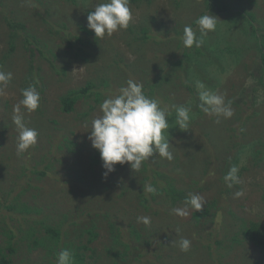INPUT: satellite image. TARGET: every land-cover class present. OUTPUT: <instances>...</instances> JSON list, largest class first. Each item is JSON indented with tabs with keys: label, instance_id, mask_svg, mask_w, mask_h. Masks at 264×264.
Returning <instances> with one entry per match:
<instances>
[{
	"label": "rangeland",
	"instance_id": "rangeland-1",
	"mask_svg": "<svg viewBox=\"0 0 264 264\" xmlns=\"http://www.w3.org/2000/svg\"><path fill=\"white\" fill-rule=\"evenodd\" d=\"M82 2L0 0V13L2 9L8 14L10 9H17V19L26 22L36 38L50 39L57 47L54 50L58 57L53 64H68L67 56L57 51L64 46L62 38L75 34L86 38L82 28L93 33L87 27V15L105 0H85V5ZM223 3L230 10H210L205 0H141L129 4L132 20L128 28L99 38L109 51L108 58L97 59L82 53L80 58L86 62L75 61L65 67L67 81L53 72L51 60L36 59L34 67L40 66L42 74H51L52 78H47L48 87L40 93L39 110L29 113L21 106L25 125L35 129L38 137L37 143L20 155L19 132L12 116L21 101L23 72L28 64L23 51L18 50L20 53L13 56L8 67L14 81L0 91V252L7 254L11 264H57L53 247H49L50 242L57 241L58 253L62 249L73 252L79 244L87 245V249L81 250L85 264H264V250L243 234L251 224L257 225L260 235L264 234V154L256 159L258 149L264 152V88L256 77L258 73L252 71L260 64L257 46L264 41V0ZM240 11L253 14L256 21L250 25L246 16L239 15ZM208 13L218 18L217 27L198 48L201 53L195 55V61H189V66L185 64L186 69L167 67L163 74L167 83L157 87L155 94L152 68L158 62V68L165 67V55L173 60L181 58L182 52L193 54L197 47L183 45V29L190 25L199 34L198 25L192 24ZM1 17L0 58L9 41ZM60 23L66 25V33L48 36L47 28L59 27ZM134 26H138L139 32L149 26L147 33L152 38L143 40L140 46L139 41L126 43L139 34ZM252 28H258L257 32L252 33ZM91 33L86 38L87 48L96 52ZM117 60L121 68L113 65ZM103 67L110 71L114 82L100 72ZM129 79L140 84L150 80L149 91L161 108L175 114L173 105H184L192 109L190 115L196 111L200 114L187 131L178 129L171 135L164 132L174 156L172 161L154 154L138 172L128 164H117L115 171L104 178L100 153L92 147L87 133L90 127H86L103 115L101 104L93 102L94 96L80 98L76 109L68 114L61 111L58 97L87 82H94L98 88L107 82L102 97L118 94ZM185 81L191 86L184 85ZM198 83L222 95L225 102L231 101L233 116L225 119L205 114L198 107ZM171 129L169 124L167 130ZM226 166L238 169L239 179L232 187L224 180L229 172L227 169L225 173ZM155 176L164 185L169 177L173 178L175 188L184 190V198L171 205L164 191L160 195L144 191ZM238 191L243 194L235 197ZM191 195L203 198L202 210L189 207L186 216L173 214L172 209L184 208L185 199ZM24 204L40 207L41 211L24 212L28 209ZM11 206L13 209H9ZM138 217H150L151 222H138ZM90 218L92 222L98 218L100 224L95 228L96 236L88 242L90 236L85 230L90 225L80 223ZM41 220L56 228L62 222L57 238L47 233ZM29 222L35 228L27 232ZM109 222L119 226L118 233L108 227ZM182 239L191 242L187 252L180 249ZM34 240L39 241L33 244ZM8 245L12 252L7 250ZM74 261L77 264L75 257Z\"/></svg>",
	"mask_w": 264,
	"mask_h": 264
},
{
	"label": "clouds",
	"instance_id": "clouds-1",
	"mask_svg": "<svg viewBox=\"0 0 264 264\" xmlns=\"http://www.w3.org/2000/svg\"><path fill=\"white\" fill-rule=\"evenodd\" d=\"M132 20L129 0H107L98 3L94 10L87 15V27L94 32L95 38H103L121 29H127ZM218 18L210 13L199 17L195 23L198 25L199 34L190 25L183 29L182 42L186 48L193 46L200 48L210 32L217 27ZM11 72L0 71V91L12 80ZM199 105L198 107L208 115L225 119L233 116L231 101L225 102L222 95L209 91L203 83L197 84ZM23 99L13 109L12 120L19 132L17 154L20 155L37 143L38 132L28 128L24 123L23 106L29 113L39 108L40 93L35 86L30 85L22 89ZM175 111V124L181 131H187L190 126V112L192 109L184 105H173ZM102 116L91 121L88 139L94 149L100 153L102 173L104 178L115 171V166L128 164L134 171H140L142 164L154 154L160 158L172 161L173 153L169 150V141L165 138L164 131L169 128V117L172 112L160 107V102L155 98L147 97L143 92V85L129 79L126 87H121L118 94L109 93L100 105ZM219 123V119L216 121ZM238 169L231 167L224 177L228 187L238 182ZM144 191L155 193L152 185H145ZM242 192H236L235 197ZM204 205L203 198L191 195L185 199L184 208H173L172 213L186 216L191 207L201 211ZM138 222L150 224V217H138ZM181 251L190 250L191 242L188 239L180 241ZM57 264H74L73 252L62 249L57 256Z\"/></svg>",
	"mask_w": 264,
	"mask_h": 264
},
{
	"label": "trees",
	"instance_id": "trees-1",
	"mask_svg": "<svg viewBox=\"0 0 264 264\" xmlns=\"http://www.w3.org/2000/svg\"><path fill=\"white\" fill-rule=\"evenodd\" d=\"M67 1H69V0H67ZM71 1H73V3L76 4V0H71ZM140 1L141 0H129V4H132V3L136 4ZM105 2H107V0H105ZM49 4H52V2ZM49 4L47 3V6ZM82 4L85 5V0H83ZM205 4H206L208 9H210V10L213 9V11L226 12L227 10H230V8L227 7L226 3H223V0H205ZM4 10L5 9L1 10L0 15L2 16L1 17L2 23H4V25L7 28L6 30H7L8 36H9L8 37L9 41H7V46H8L7 50H5L1 53L2 55L0 58V71L6 72V73L10 72L11 68L8 67L9 66L8 63H10L13 56L20 53V52H18V50L24 52V54L26 55L25 60L28 64V67H27L26 71L23 72V85H22L21 90H20L21 100L23 99L22 89H26L30 85H32V86L36 87V89L39 93H41L44 91L45 88L48 87L46 85V82L48 81L47 78L48 77H50V79L52 78L51 74L50 75H43L40 66L38 68L34 67V61L36 62V59L42 58V59L47 60L48 62H49V60H51L50 64H51V68L53 69V72L57 76H59V78L62 81H64V80L68 79V73H67L68 67L65 69V67L67 65H69L75 61L76 62H81V61L86 62V60H83V58H80L82 53L87 52L89 56H92V57L97 58V59L108 58L107 54L109 53V51H107L106 45H103L102 43H100L99 38H97V39L95 38V41H94V45H95L96 50H97L96 52H93L87 48L88 41L86 40V38L87 39L90 38L89 33H91V32L88 33L86 29L82 28V30L86 31L85 32L87 34L86 38H82V36L76 35V34L69 36L68 38H62L64 41V46L58 47L57 51H59V54H61L63 56H67L68 61H69L68 64H64V63L60 62L59 64L54 65L53 62L58 57V54H56V51L54 50L57 47L53 46L54 44L52 45L50 43V39L47 40V38H46V39L40 40V39L36 38V34L33 33V31L27 27L26 22L19 20L20 16L16 13L17 9H14V8L10 9L9 14L11 15V17H9L10 15L8 13H6V11H4ZM238 13L241 17L246 16L247 17L246 21L250 25L256 21V17L253 14L244 13L242 11H240ZM17 18H19V19H17ZM59 25L62 28L60 26L55 27V25H51V27H48L47 28L48 36H59L60 33H61V35L65 34L66 33L65 32L66 25H62V23H60ZM192 25L196 26L197 24L194 22ZM150 27H151V25H150ZM150 27L148 26V28H150ZM148 28L144 29V30H142V28H140V32H143V34H141L138 30V26H134V31H137L139 34L137 35V37L132 36L130 40L126 41V43L130 44L132 42L135 43V42L139 41L138 46H140V44L142 43L143 40L151 39L152 37L147 33ZM257 29L258 28H252V33L257 32ZM134 31H133L132 27H129V32H131L133 34ZM91 34L95 37L94 32ZM177 36H179V35H177ZM42 37H45V35H43ZM17 39H19L18 44L16 43ZM169 45H171V44H169ZM138 46L135 47L136 51H137ZM257 49L259 50L258 54H259V59H260L259 63L260 64H258L257 67H254L252 69V71H256L258 73V76H256V77L259 78L258 81H259L260 85L264 88V41H261L259 43V47L257 46ZM65 50H67V51L65 52ZM201 51L198 48H196L195 52H193V54L191 52H182L181 58L178 57L177 59H173V60L170 57L165 58L166 55L163 56L162 60L164 61L163 64H165V67L158 68L159 67V62H158L157 65H155V67L152 68V73H155V94H156V91L158 90L157 87H159L164 82L167 83L166 82L167 79L165 77H163V74L167 73V67H170L172 65L173 67L181 68L183 66L185 67V64L187 67V66H189L190 62L195 61V59H193V58L195 57L196 54H200ZM157 58L158 57H155V60H157ZM182 60H185L186 62L183 63ZM113 65L121 68L120 61H118V60ZM108 66L111 67L112 64L108 62ZM186 67H185V69H186ZM102 69H103V71L100 70V72L110 79V76H109L110 71L106 70L105 67H103ZM125 69L126 68H124V70ZM155 70L158 72H155ZM181 74H182L181 77L183 79H185V77L183 76L185 74L183 72H181ZM101 79H102V76H101ZM133 79H134V77H133ZM110 80H111V82H114L113 79H110ZM11 81H14V80H11ZM192 81H194V80H192ZM93 83L94 82H87V83H85V85L83 87L69 88L65 93L61 94L58 97L61 111L64 113H68V114L72 113L76 109V105H75L76 102L80 98H84V97L87 99H90L94 96L93 102H95L96 104H101V102L103 101V98L106 97V96L102 97V95L104 94L103 90H105L107 88L106 87L107 82L103 83L101 88L94 86ZM142 85H143L144 94L149 98H153L154 93H151L149 91L151 81L148 80L145 83H142ZM172 85L173 84H171V86ZM176 85L178 86V83ZM184 85L191 86V84H189L187 81H185ZM186 88L190 89L193 92V89H191L189 87H186ZM172 94H174V92ZM39 105L40 106L37 110H39L41 105H42L41 95H40ZM25 111H26V109H25ZM199 114H200L199 111H196L194 113V115H190V118H191L190 123L195 118H198ZM83 115H85V113ZM168 119H169V124L171 125L172 129H171V131L165 130L164 132L169 131L170 135H171L173 133V131H178L179 127L177 125H175V114L173 112H172V116L169 117ZM31 123H33V120H31ZM258 144H261V142H259ZM260 154H264V152L258 149V151H256V159L258 158V156ZM182 156H183V154H182ZM227 169H229V166L228 167L226 166L225 173H226ZM166 179H168V176H166ZM152 181H154L152 185L153 186L155 185V189H156L155 195H160V192L164 191L165 192L164 196L166 198H168L171 205L177 203L180 199H183L185 196L184 190H182V189L177 190L175 188L173 178H171V177H169V179L167 180V183L165 185L162 184V182L160 181V179H158L157 176H155V178ZM152 181H151V183H152ZM151 183H150V185H151ZM161 184H162V186H161ZM145 201L147 202V200H145ZM23 206L28 208L26 211H24L27 213H29V212L30 213H39L41 211L40 207L36 208L31 204L30 205L24 204ZM9 209H13L12 206L9 207ZM96 219H97L96 222H92V220L90 218V219L86 220L84 223H80V225H83V226L90 225V228L85 230V233H87L90 236V238L88 239V242H91L92 239L96 236L95 228L100 224L98 218H96ZM40 222L42 225H44V228L48 234L52 235L54 238L58 237V234H59V228L58 227H60V225L62 224L61 221H60L59 225H57V228L53 227L51 225H47L48 223L46 221L41 220ZM29 223H30V227L27 229V232L33 231V229L35 228V226L32 222H29ZM73 224L76 225L74 222H73ZM78 227H79V225H78ZM108 227L110 229L116 231L117 233L119 231V226L116 223L109 222ZM82 228H80V231L82 230ZM243 234L245 235V237L249 241H251L256 246H259V247H261L262 250H264L263 249L264 248V234L260 235L258 233V227L256 224H251L246 230L243 231ZM38 241L39 240H34L33 244H37ZM41 242H43V239H41ZM57 242L54 244H52L50 242V245H49V247H53L54 256H58V248H57L58 244H57ZM87 248H88V246L84 245V244H79L78 246L75 247V250L73 251V255L77 260V264H85L84 254H83V251H81V250L87 249ZM7 250L9 252H12L13 248L8 245ZM0 264H11V260L8 258L7 254L2 252V251L0 252Z\"/></svg>",
	"mask_w": 264,
	"mask_h": 264
}]
</instances>
